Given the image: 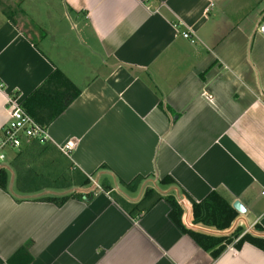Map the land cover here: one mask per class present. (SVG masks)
<instances>
[{
    "label": "crops",
    "instance_id": "1",
    "mask_svg": "<svg viewBox=\"0 0 264 264\" xmlns=\"http://www.w3.org/2000/svg\"><path fill=\"white\" fill-rule=\"evenodd\" d=\"M14 4L15 15L0 7V135L7 95L23 100L60 69L81 94L47 132L60 150L73 143L62 152L73 168L97 183L145 176L140 194L123 195H174L187 228L264 237V0ZM165 176L175 184L160 185ZM216 189L246 208L225 231L193 223L189 198ZM38 196L0 189V264L28 242L30 264H264L247 242L214 258L165 200L132 217L102 189L60 207Z\"/></svg>",
    "mask_w": 264,
    "mask_h": 264
},
{
    "label": "trees",
    "instance_id": "2",
    "mask_svg": "<svg viewBox=\"0 0 264 264\" xmlns=\"http://www.w3.org/2000/svg\"><path fill=\"white\" fill-rule=\"evenodd\" d=\"M81 90L60 70L55 69L42 84L22 100V107L34 120L44 128L48 127L79 97ZM18 95L17 93L15 94ZM159 106L164 109V104ZM104 164L100 169H105ZM10 175L14 179L16 193L20 196L39 195L36 199L50 202L60 207L69 199H89L92 192L85 190L92 184L94 174L88 176L78 168H73L70 161L52 141L33 139L13 151L8 165L0 168V189L9 191ZM145 176H136L129 182L119 179V184L128 192L138 191ZM99 186L112 199L124 208L132 217H136L151 210L157 203L165 200L170 204V218L184 232L192 237L204 250L219 257L233 244L240 247L243 243H250L264 251V237L246 232L241 236L238 228L229 235H215L187 228L183 221V209L177 198L172 194H164L156 187H147L142 197L132 201L120 194L112 183L103 177ZM160 185H174L170 176L159 181ZM45 191L54 193L43 194ZM20 201L19 198H16ZM193 212V223L217 231L229 229L239 213L233 208L232 198L223 189L211 191L204 199L197 202L190 199ZM258 231H263L256 225ZM241 236V237H239ZM239 239L235 241L237 238ZM30 242L20 247L9 259V264H30L33 260L29 252Z\"/></svg>",
    "mask_w": 264,
    "mask_h": 264
},
{
    "label": "built area",
    "instance_id": "3",
    "mask_svg": "<svg viewBox=\"0 0 264 264\" xmlns=\"http://www.w3.org/2000/svg\"><path fill=\"white\" fill-rule=\"evenodd\" d=\"M258 30L264 36V18L260 22ZM182 35L191 42H195V38H193L189 31H183ZM2 88L3 84L0 83V90H2ZM6 106L9 120L2 129L0 135V168L6 167L3 165V162L7 159V155L10 151L20 149L25 142H29L33 139L42 142L49 140L47 129L37 123L34 118L25 111L22 107L21 98L18 95H7ZM72 148L73 143L68 142L61 147V151L68 155ZM92 181L99 187L95 180L92 179ZM261 193L264 195V190ZM239 237L235 241H237Z\"/></svg>",
    "mask_w": 264,
    "mask_h": 264
},
{
    "label": "rangeland",
    "instance_id": "4",
    "mask_svg": "<svg viewBox=\"0 0 264 264\" xmlns=\"http://www.w3.org/2000/svg\"><path fill=\"white\" fill-rule=\"evenodd\" d=\"M252 1H255V0H252ZM0 7L2 8V9H4L5 10V12L6 13H8V14H13V15H15L17 12L15 11V4H14V0L12 1V2H8V1H2V0H0ZM21 103H22V99H21ZM11 152H13V151H10V153L7 155V159L3 162V165L4 166H7L8 165V163H9V161H10V159H11V157L13 156V153H11ZM94 178V177H93ZM97 182V181H96ZM111 182H112V184L113 185H116V186H118L117 187V189H116V191H118L120 194H122L123 195V193H126L127 191L121 186V185H119V184H115V182H114V180H112L111 179ZM118 182H119V180H118ZM145 182V181H144ZM143 182V183H144ZM143 183H142V185H143ZM98 184V183H97ZM142 185H141V187L138 189V191H136V192H134L132 195H136V194H140V191H142ZM9 190L10 191H14L15 193H16V188H15V183H14V181H13V177L10 175V179H9ZM94 190H101V187L99 186H96L95 185V183H93V181H92V184L89 186V187H87L86 188V190H85V192L86 193H90V192H92V191H94ZM51 193V192H50ZM49 194V193H48Z\"/></svg>",
    "mask_w": 264,
    "mask_h": 264
},
{
    "label": "water",
    "instance_id": "5",
    "mask_svg": "<svg viewBox=\"0 0 264 264\" xmlns=\"http://www.w3.org/2000/svg\"><path fill=\"white\" fill-rule=\"evenodd\" d=\"M92 197V196H91ZM233 208L238 212V213H245L246 212V208L244 207V205L239 201L236 200L233 203Z\"/></svg>",
    "mask_w": 264,
    "mask_h": 264
}]
</instances>
